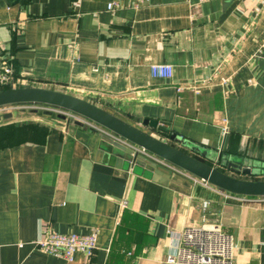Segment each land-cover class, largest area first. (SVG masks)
<instances>
[{"label":"crops","instance_id":"obj_1","mask_svg":"<svg viewBox=\"0 0 264 264\" xmlns=\"http://www.w3.org/2000/svg\"><path fill=\"white\" fill-rule=\"evenodd\" d=\"M111 1L119 6L108 10ZM4 61L15 84L95 99L204 161L141 121L264 162V0H0ZM155 63L172 75L152 76ZM0 114V264H170L178 233L202 214L232 235L233 264H264V199L240 200L178 170L154 181L106 151L103 138H118L93 123ZM46 226L95 230L93 255L42 253Z\"/></svg>","mask_w":264,"mask_h":264},{"label":"water","instance_id":"obj_2","mask_svg":"<svg viewBox=\"0 0 264 264\" xmlns=\"http://www.w3.org/2000/svg\"><path fill=\"white\" fill-rule=\"evenodd\" d=\"M43 104L63 111L72 112L96 125L102 127L118 140L110 137L103 138L109 145L104 149L121 158L127 167L145 170L154 181L166 183L174 168L183 170L209 184L234 194L246 196H264V180L239 178L222 171L218 166H224L232 173H252V166L234 161L227 157L224 160L222 147L218 150L200 144L171 131L169 125L163 121L145 118L141 124L149 129L168 135V140L180 143L183 147L197 153L207 161L199 159L182 149L164 141L152 133L116 116L98 106L95 99L86 100L75 95L55 89L33 86L25 83L9 85L0 89V107L12 104ZM51 113V111H45ZM81 125L79 120L74 121ZM136 122H140L136 119ZM148 153L147 156L143 153ZM216 154V156L210 155ZM228 155H231L227 153ZM144 171V172H145Z\"/></svg>","mask_w":264,"mask_h":264},{"label":"built area","instance_id":"obj_3","mask_svg":"<svg viewBox=\"0 0 264 264\" xmlns=\"http://www.w3.org/2000/svg\"><path fill=\"white\" fill-rule=\"evenodd\" d=\"M119 3L111 1L107 9L117 8ZM13 67L4 61L0 65V87L5 85H17L14 83ZM150 73L154 77H170L172 66L167 63H155L150 65ZM18 104L5 105L0 107V112L7 111ZM56 109V108H54ZM71 121H82L93 123L72 112L56 109ZM93 125H96L93 123ZM100 127V126H99ZM102 128V127H101ZM226 130V127H224ZM143 153L148 154L143 149ZM186 175H189L195 182L206 187L219 189L207 181L197 178L183 170L174 168ZM221 190V189H220ZM224 191V190H222ZM229 196L236 197L243 201L263 200L264 196H246L224 191ZM208 201L201 202V208L205 211ZM125 202L122 203V207ZM97 233L92 230L87 234L60 233L44 227L35 244L39 251L45 254L64 258L67 261L73 259L75 252H82L86 257H91L96 249ZM165 261L170 264H233L235 261V245L232 235L224 231L220 224H206L205 215L202 214V222L198 225H185L178 233L177 243L168 253Z\"/></svg>","mask_w":264,"mask_h":264},{"label":"rangeland","instance_id":"obj_4","mask_svg":"<svg viewBox=\"0 0 264 264\" xmlns=\"http://www.w3.org/2000/svg\"><path fill=\"white\" fill-rule=\"evenodd\" d=\"M45 111H51L52 112H56V113H61V112H58L56 109L50 107V106H46V105H43V104H26V103H23V104H18L16 105V107H13L9 110H7V113H10V115H13L14 118L13 119H18L20 120L19 118L21 119H27L29 117H32L34 115H37V116H40V114L42 112H45ZM35 113V114H34ZM62 114V113H61ZM4 114H0V117L3 116ZM212 153H210L211 155ZM212 156H216V154H212ZM227 157H230V159L234 160V161H238L240 160V162H243L245 164H248V165H251L252 166V173H260V172H264V162L263 161H260V160H257V159H252V158H247V157H240V156H235V155H228L227 153H224V160L227 158ZM209 162V161H207ZM211 163V162H209ZM211 164H216V163H211ZM222 171L224 172H230L227 168H225L224 166H221L219 165L218 166ZM231 175H233L231 173ZM236 177H239V178H242L240 177V175H234ZM259 179H264L263 176H260V177H257Z\"/></svg>","mask_w":264,"mask_h":264},{"label":"trees","instance_id":"obj_5","mask_svg":"<svg viewBox=\"0 0 264 264\" xmlns=\"http://www.w3.org/2000/svg\"><path fill=\"white\" fill-rule=\"evenodd\" d=\"M7 87H8V85H5V86L0 87V89L7 88ZM244 179H245V178H244ZM251 180H264V179H259V178H257V177H254V178H252Z\"/></svg>","mask_w":264,"mask_h":264}]
</instances>
